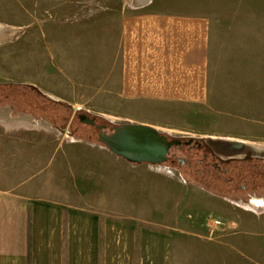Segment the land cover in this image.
<instances>
[{"label": "crops", "instance_id": "crops-1", "mask_svg": "<svg viewBox=\"0 0 264 264\" xmlns=\"http://www.w3.org/2000/svg\"><path fill=\"white\" fill-rule=\"evenodd\" d=\"M101 4L95 16L71 23L68 39L55 44L60 77L54 78V97L70 106L78 99L99 100L100 115L125 116V124L166 135L229 141L222 136L232 132V118L253 112L248 72L264 68V43L254 44L262 33L240 24L223 27L228 0H142L134 10L122 0ZM85 27H100L91 31L100 40L97 64L61 79L62 51L82 39ZM207 123L226 132L201 129ZM84 141L102 153L78 157L68 149L47 166L40 162V175L17 177L19 183L7 182L14 176L6 160L0 163V180L6 181L0 183V264H264V239H224V230L208 238L190 232L183 217L166 213L169 220L162 223L93 201L85 190L90 182L102 186L112 177L119 185L126 168L151 165L110 155L98 142L80 138L71 144ZM151 178L157 188L168 176L152 175L153 186ZM108 194L114 191L97 195Z\"/></svg>", "mask_w": 264, "mask_h": 264}, {"label": "rangeland", "instance_id": "rangeland-1", "mask_svg": "<svg viewBox=\"0 0 264 264\" xmlns=\"http://www.w3.org/2000/svg\"><path fill=\"white\" fill-rule=\"evenodd\" d=\"M122 1L131 10L142 4V0ZM229 1L231 4L225 9L228 17L224 18L223 27L226 24L233 28L240 24L262 33L254 41L255 47L262 46L264 0ZM101 6V0H0V28L3 29L0 32V163L6 160L8 174L14 176L8 183L21 182L23 179L17 178L19 176L31 178L40 175V162L47 166L54 156L64 155L68 149L77 150L78 157L102 153L86 141L71 144L80 138L98 142L97 129L82 123L79 113L87 115L86 118H93L97 125L116 127L125 124V116L100 115L99 100L78 99L70 106L57 100L53 93L54 78L60 77L56 52L58 48L55 44L68 39L71 23L95 16V11ZM55 29L57 33L54 35ZM87 29L80 31L83 37L78 39L76 45L67 44L66 50L63 49L62 69L65 74H61V79L76 71L80 75L82 68L97 64L95 58L99 57L100 40L91 31L99 32L100 27ZM257 70L260 73L256 70L248 72L249 78L251 76L249 82L254 83L249 84L248 92L253 93L247 103L253 112L245 116H234L232 132L222 137L230 139L229 142H240L263 151L264 68ZM25 84L33 85L40 94L16 86ZM77 107L82 111H76ZM138 119L144 120L141 116ZM171 126H177L176 121ZM205 126H208L205 128L207 131L213 129L209 123L201 126V129ZM211 132L226 131L218 128ZM167 134L172 139L213 140L192 137L196 136L195 133L170 131ZM110 155L113 154L110 152ZM180 156L185 158L183 154ZM251 167L249 164L248 172L253 174ZM124 172L125 176L123 181L119 180V185L111 182L112 179L116 180L110 177L109 183L96 186L95 182H90L85 190L88 188L87 192L95 202L99 198L107 205L125 208V211L131 210L137 215H146L162 223L165 217L169 220L167 214H173V220L174 217L186 218L190 223V232L202 235L206 232L208 238L224 230V239H264V191L256 195L247 192L248 197L237 194L239 198L234 200L225 191L215 192L211 187L200 190L195 173L187 178L185 169L177 162L126 168ZM170 173L174 175V180L170 179ZM152 175H165L168 179L156 188L154 178H151L153 186L148 180ZM163 178L160 177L161 180ZM160 179L156 178V182L159 183L157 180ZM4 182L0 180L3 185L6 184ZM104 190H113L114 194L99 197L97 194H104ZM249 253L256 255L253 251ZM259 254L261 258L264 257L263 252Z\"/></svg>", "mask_w": 264, "mask_h": 264}, {"label": "flooded vegetation", "instance_id": "flooded-vegetation-1", "mask_svg": "<svg viewBox=\"0 0 264 264\" xmlns=\"http://www.w3.org/2000/svg\"><path fill=\"white\" fill-rule=\"evenodd\" d=\"M92 126L97 129V135L110 133L113 128L107 124L97 125L95 120ZM177 141L179 143L170 147L164 163H179L187 178L195 173L200 190L211 187L215 192L225 191L234 200L242 194L248 197L249 192L256 195L264 191V150L222 140L181 138ZM249 164L253 174L248 172Z\"/></svg>", "mask_w": 264, "mask_h": 264}, {"label": "water", "instance_id": "water-1", "mask_svg": "<svg viewBox=\"0 0 264 264\" xmlns=\"http://www.w3.org/2000/svg\"><path fill=\"white\" fill-rule=\"evenodd\" d=\"M80 121L90 126L94 124L93 119L86 117ZM97 139L115 156L130 163L149 165L164 163L170 147L179 143L177 139L141 124L113 127L110 133H99Z\"/></svg>", "mask_w": 264, "mask_h": 264}, {"label": "trees", "instance_id": "trees-1", "mask_svg": "<svg viewBox=\"0 0 264 264\" xmlns=\"http://www.w3.org/2000/svg\"><path fill=\"white\" fill-rule=\"evenodd\" d=\"M18 87H24V88H27V89H30L31 91L35 92L36 94H38V92L36 91V89L30 87V86H24V85H16ZM79 117H87V115H84V114H78ZM93 119V118H92Z\"/></svg>", "mask_w": 264, "mask_h": 264}, {"label": "bare ground", "instance_id": "bare-ground-1", "mask_svg": "<svg viewBox=\"0 0 264 264\" xmlns=\"http://www.w3.org/2000/svg\"><path fill=\"white\" fill-rule=\"evenodd\" d=\"M0 32H2L1 28H0Z\"/></svg>", "mask_w": 264, "mask_h": 264}]
</instances>
